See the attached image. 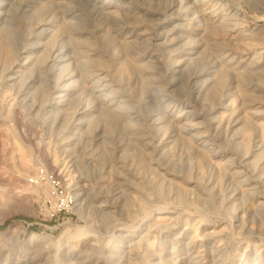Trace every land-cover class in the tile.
Returning a JSON list of instances; mask_svg holds the SVG:
<instances>
[{
	"label": "rangeland",
	"instance_id": "rangeland-1",
	"mask_svg": "<svg viewBox=\"0 0 264 264\" xmlns=\"http://www.w3.org/2000/svg\"><path fill=\"white\" fill-rule=\"evenodd\" d=\"M0 264H264V0H0Z\"/></svg>",
	"mask_w": 264,
	"mask_h": 264
},
{
	"label": "bare ground",
	"instance_id": "bare-ground-1",
	"mask_svg": "<svg viewBox=\"0 0 264 264\" xmlns=\"http://www.w3.org/2000/svg\"><path fill=\"white\" fill-rule=\"evenodd\" d=\"M53 169V168H52ZM60 179V178H59ZM73 202L75 203V199H74V197H73Z\"/></svg>",
	"mask_w": 264,
	"mask_h": 264
},
{
	"label": "built area",
	"instance_id": "built-area-1",
	"mask_svg": "<svg viewBox=\"0 0 264 264\" xmlns=\"http://www.w3.org/2000/svg\"><path fill=\"white\" fill-rule=\"evenodd\" d=\"M58 191H56V193H57ZM58 193H60V192H58ZM61 194V193H60ZM56 196H57V194H56ZM72 201H73V198H72Z\"/></svg>",
	"mask_w": 264,
	"mask_h": 264
}]
</instances>
